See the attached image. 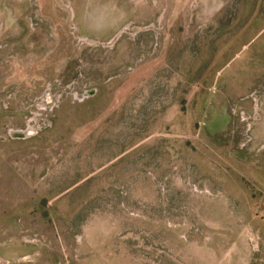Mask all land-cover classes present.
Returning a JSON list of instances; mask_svg holds the SVG:
<instances>
[{
	"label": "rangeland",
	"instance_id": "obj_1",
	"mask_svg": "<svg viewBox=\"0 0 264 264\" xmlns=\"http://www.w3.org/2000/svg\"><path fill=\"white\" fill-rule=\"evenodd\" d=\"M0 264H264V0H0Z\"/></svg>",
	"mask_w": 264,
	"mask_h": 264
},
{
	"label": "bare ground",
	"instance_id": "obj_2",
	"mask_svg": "<svg viewBox=\"0 0 264 264\" xmlns=\"http://www.w3.org/2000/svg\"><path fill=\"white\" fill-rule=\"evenodd\" d=\"M29 131V130H28Z\"/></svg>",
	"mask_w": 264,
	"mask_h": 264
}]
</instances>
